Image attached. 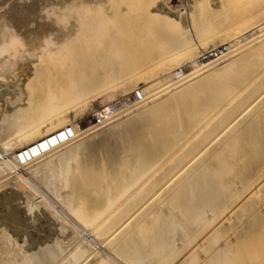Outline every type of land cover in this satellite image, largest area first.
<instances>
[{
  "label": "bare ground",
  "instance_id": "1",
  "mask_svg": "<svg viewBox=\"0 0 264 264\" xmlns=\"http://www.w3.org/2000/svg\"><path fill=\"white\" fill-rule=\"evenodd\" d=\"M171 2L0 0V264H264L263 7Z\"/></svg>",
  "mask_w": 264,
  "mask_h": 264
},
{
  "label": "rangeland",
  "instance_id": "2",
  "mask_svg": "<svg viewBox=\"0 0 264 264\" xmlns=\"http://www.w3.org/2000/svg\"><path fill=\"white\" fill-rule=\"evenodd\" d=\"M244 1L246 2L245 4L242 3ZM180 2H181V0L180 1L179 0L178 1L172 0L171 4L173 3V5L175 6V4L178 5V4H180ZM223 3L224 4L221 7H219L218 10L216 11L217 13L222 12L225 9L231 10V8L238 6L241 3H242L241 4L242 7L238 6V9L236 8L235 10L229 11L228 14L226 16H224L225 22L224 21L221 22L219 19L216 20V22H215L216 28L213 30V32L210 34V36L207 38L208 41L206 40V41L202 42V45H204L203 48L205 50L207 49V47L209 49L214 48L215 45L218 43L217 41H215V40H218L217 37L219 38L221 34L229 35L230 31L233 30L234 28H236L239 23L241 25V21L242 22L244 21L243 22L244 24L242 25V26H244L245 24H247V23L250 24L253 20H256V18H258L260 7H263L262 11L264 12V6H263L264 0H248V1L247 0H238V1L237 0H223ZM225 29H226V31H225ZM217 46H218V44L216 45V47ZM183 63H185V62H183ZM262 72H264V70ZM140 84H142V83H140ZM94 102L97 104L98 101H94ZM94 102H92L91 109H90L91 110L90 112L92 113V115L94 113H96L95 110H98V107H99V104H97L95 106Z\"/></svg>",
  "mask_w": 264,
  "mask_h": 264
},
{
  "label": "built area",
  "instance_id": "3",
  "mask_svg": "<svg viewBox=\"0 0 264 264\" xmlns=\"http://www.w3.org/2000/svg\"><path fill=\"white\" fill-rule=\"evenodd\" d=\"M226 46L221 45L218 46L216 48H210V49H206L203 52H200L198 54V56L196 57V61H205L211 58H215L218 56V52L220 50H225ZM189 62L187 63H183L180 66H178L177 69H175V73L179 74L180 72H182L183 70L187 69L189 67ZM141 98V93L139 89H134L131 91H128L127 93H124L121 97L120 100L124 101V102H129L132 100H136V99H140Z\"/></svg>",
  "mask_w": 264,
  "mask_h": 264
},
{
  "label": "clouds",
  "instance_id": "4",
  "mask_svg": "<svg viewBox=\"0 0 264 264\" xmlns=\"http://www.w3.org/2000/svg\"><path fill=\"white\" fill-rule=\"evenodd\" d=\"M45 44L50 45L51 47H55L57 42L55 41L54 37H51L45 39Z\"/></svg>",
  "mask_w": 264,
  "mask_h": 264
}]
</instances>
